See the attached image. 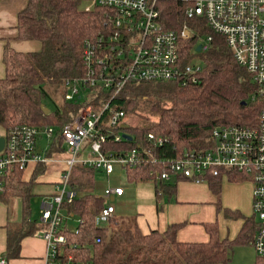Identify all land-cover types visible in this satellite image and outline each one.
Listing matches in <instances>:
<instances>
[{"label": "trees", "instance_id": "obj_1", "mask_svg": "<svg viewBox=\"0 0 264 264\" xmlns=\"http://www.w3.org/2000/svg\"><path fill=\"white\" fill-rule=\"evenodd\" d=\"M79 3L69 0H28L26 7L17 15V39L40 44L38 52H15L5 45L2 54L4 77L0 79V133L4 136L16 125L51 126L55 134L45 158L64 151L59 133L79 111L101 104L121 110L124 118L136 109L137 102L153 100L151 109L156 121L146 127L121 123L115 128L121 135L132 137V142L115 143L108 139L102 148L105 154L123 156L136 150L139 164L124 169L129 184L153 185L156 199L172 200L176 183L156 180V174L165 171L166 165L183 158L189 151L203 152L213 147L212 131L219 127H254L260 110L258 100L251 101L255 85L246 71L234 60L232 51L222 36L204 26L192 22L198 35L211 36L208 51L201 60L205 66L195 84L181 85L177 82H131L113 98L109 92L84 89L82 98L72 102L64 100L60 106L53 105L44 113L46 95L43 85L62 84L78 79L84 74L83 51L87 41H94L104 33V9L91 13L78 10ZM160 21L166 31H179L185 22L183 6L176 3H160ZM195 40L182 43V62L188 59V48ZM199 56V55H198ZM114 66L118 67L116 63ZM66 89V88H65ZM107 115H104L106 119ZM161 137L164 142L156 146L148 136ZM46 166L38 163L28 181H23L24 171L13 168L2 178L4 202L18 199L21 203V221L7 226L5 260L19 258L21 241L26 237L40 235L46 227L31 220L30 201L37 178L45 173ZM96 169L75 164L70 172L69 190L76 194L70 204H63V212L69 218L81 221L75 230L67 223L61 233L68 241V253L76 259L97 264H226L228 261L226 241L220 240L216 225L205 227L209 241L206 244L179 243L178 230L183 224L171 225L165 232L151 231L143 235L136 224L122 225V220H111L110 228H99L95 217L105 200L97 193L103 191ZM180 179V178H178ZM239 181H242L239 180ZM175 182V183H174ZM211 191L218 194L219 181L206 178ZM227 218H239L238 214L225 213ZM74 247V248H73Z\"/></svg>", "mask_w": 264, "mask_h": 264}, {"label": "built area", "instance_id": "obj_2", "mask_svg": "<svg viewBox=\"0 0 264 264\" xmlns=\"http://www.w3.org/2000/svg\"><path fill=\"white\" fill-rule=\"evenodd\" d=\"M69 1L78 2L82 12L104 9L105 17L104 33L85 43L84 74L81 78L65 81L66 102L84 97V89L109 92L112 101L131 82L195 84L203 70L201 57L208 51L212 37L198 35L190 23L194 22L196 27L198 22H203L213 33L222 36L236 63L255 85L251 101L258 100L261 104L256 125L214 129L212 148L185 153L183 158L168 163L165 171L157 173L156 180L169 182L180 178L202 183L208 177L218 179L222 176L249 180L252 185V211L258 221L252 247L257 257L264 259V0ZM160 3L183 6L185 22L179 31L163 28ZM192 40L195 41L188 48V59L182 62V43ZM198 46L200 51L196 52ZM116 63L117 68L114 66ZM123 119V111L112 109L109 102L101 104L98 110L93 105H87L61 128L59 137L68 157L64 160L65 166L55 194L42 204L40 211L39 222L46 227L39 235L46 245L43 264H97L76 259L67 252L68 241L61 231L70 218L63 212L62 206L70 204L76 197L68 186L72 167L80 164L96 169L104 175L106 185L101 193L105 205L95 217V225L99 228L109 226L115 216L112 202L124 192L123 187L110 184L114 167L125 169L139 164L136 150L117 157L102 152L108 139L115 143L124 141L121 133L115 131ZM55 132L51 126L16 125L0 136L4 138L0 152V194L4 190L2 178L11 169L24 171L32 161L47 162L46 158L36 153V145L39 138L48 140ZM148 139L156 146L164 142L161 137L153 135H149ZM0 264H5V261L0 260Z\"/></svg>", "mask_w": 264, "mask_h": 264}, {"label": "crops", "instance_id": "obj_3", "mask_svg": "<svg viewBox=\"0 0 264 264\" xmlns=\"http://www.w3.org/2000/svg\"><path fill=\"white\" fill-rule=\"evenodd\" d=\"M27 1L0 0V79L4 77L2 54L6 44L15 52L28 53L40 50L38 42L17 39V15L26 7ZM51 139L47 140L45 137L38 139V142L40 140L46 142L45 152L50 147ZM37 146L38 144L36 148ZM42 157L45 158V155ZM66 158L64 147L63 152L52 154L47 158V162L43 163L46 166L45 173L37 178L32 188V199L35 196L42 198L40 211L42 204L55 194ZM37 164L33 161L28 164L23 173V181L30 179ZM241 179L242 181H239ZM176 180L179 181L175 184L176 192L172 200L156 199L152 184H129L148 185L152 189L146 190L141 187V191L137 192L130 187L123 188V195L114 198L116 205H114L115 216L112 221L128 219L129 226L136 224L143 235L151 231L163 233L171 225L183 224L177 232L176 240L185 244L208 243L209 236L205 227L215 224L219 239L231 244L227 248L226 264H264V259L257 257L252 247L258 221L252 211V185L249 180L242 177L229 179L222 176L216 179L219 181L218 194L211 191L206 180L202 183H194L174 178L168 183ZM102 181L103 185H106L105 177ZM101 193L102 191L97 194L101 196ZM10 201L4 202L0 199V260H4L5 264H43L46 245L39 235L26 237L21 241L18 259L8 261L4 259L7 226L19 223L22 216L20 201L18 199H14L11 203ZM15 203L18 206L14 208ZM228 211L240 217L227 218L225 213Z\"/></svg>", "mask_w": 264, "mask_h": 264}, {"label": "rangeland", "instance_id": "obj_4", "mask_svg": "<svg viewBox=\"0 0 264 264\" xmlns=\"http://www.w3.org/2000/svg\"><path fill=\"white\" fill-rule=\"evenodd\" d=\"M81 6L84 7L85 4H81ZM78 10L81 11V7L78 6ZM93 11L94 10H92L91 12H93ZM91 12H84V13H91ZM43 91L46 95V98L44 99V104H46L48 109H53V105L60 106L61 104H63V102H64L63 92L65 91V88L63 87L62 84L55 85V84L45 83L43 85ZM152 102H153V100H149V101L146 100V101L137 102V105H136L137 107L134 110V112L131 115L129 114L128 116H126V118H124L122 120V122L125 124L137 125L139 127H146V126L153 124L154 121H156V119H157L156 118L157 115L153 114V111L151 109ZM37 144H38V146L36 148V153L42 157L43 155H45L46 142L44 140L43 141L40 140ZM67 157H68V155H67ZM64 166H65V164H64ZM98 179L99 180L101 179V181L104 180V175L99 174ZM110 180H111L110 182L112 185H120L123 188H129L130 187V189H133L134 191H137V192L141 191L140 190L141 187H144L146 190L152 189L148 185H129V183L126 182L124 169L120 168L119 166L114 167V173L110 177ZM41 200H42V198L35 196L30 201V211H31V215H30L31 217L30 218H31V220L38 221L39 216H40L39 212H40ZM11 201L14 202V199ZM11 201H10V203H11ZM17 203H15L14 208L16 206H18ZM112 204L116 205V202L113 201ZM127 220L128 219L122 220V222H123L122 225L124 226L122 228H128V225L130 223L127 222ZM67 225H68L67 226L68 229L75 230L76 227L78 226L77 218H75V217L70 218L67 222ZM107 228H110V226H108ZM113 229H114L113 227L110 228V231Z\"/></svg>", "mask_w": 264, "mask_h": 264}, {"label": "water", "instance_id": "obj_5", "mask_svg": "<svg viewBox=\"0 0 264 264\" xmlns=\"http://www.w3.org/2000/svg\"><path fill=\"white\" fill-rule=\"evenodd\" d=\"M200 51V47L198 46L196 48V52H199ZM205 66H203L204 68ZM42 108L44 109V113L45 114H48L49 112V109L47 108H44V106H42ZM122 138L125 140V141H128V142H132V137L131 136H128V135H122ZM3 146H4V138L3 137H0V152L2 151L3 149ZM112 200V199H111Z\"/></svg>", "mask_w": 264, "mask_h": 264}]
</instances>
